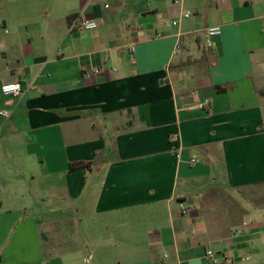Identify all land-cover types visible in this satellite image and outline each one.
Masks as SVG:
<instances>
[{
    "label": "crops",
    "instance_id": "0c3cea01",
    "mask_svg": "<svg viewBox=\"0 0 264 264\" xmlns=\"http://www.w3.org/2000/svg\"><path fill=\"white\" fill-rule=\"evenodd\" d=\"M15 82L0 264H264V0H0Z\"/></svg>",
    "mask_w": 264,
    "mask_h": 264
},
{
    "label": "built area",
    "instance_id": "2783aa9c",
    "mask_svg": "<svg viewBox=\"0 0 264 264\" xmlns=\"http://www.w3.org/2000/svg\"><path fill=\"white\" fill-rule=\"evenodd\" d=\"M173 4H180L184 0H170ZM190 13L188 11H185L181 14V18L187 19L190 17ZM172 25H175V22L171 23ZM72 26L78 30L81 31H91L96 28V23L94 21L85 20L83 18H80L79 16H74L72 19ZM220 34V30L218 27H207L204 29L203 37H204V45L207 48L213 47L212 38L217 37ZM57 54H59L57 52ZM98 70H93V73L96 74ZM20 93V83H9V84H3L0 86V94L5 96H16ZM207 101H203L201 104H199V107H205L207 106ZM3 113L0 111V116H2ZM191 163H195L194 160H190ZM180 214H185V208L182 204L178 203ZM246 227V222H242L241 225L231 231L232 236L240 235L244 228ZM207 255L210 254V252L206 253Z\"/></svg>",
    "mask_w": 264,
    "mask_h": 264
},
{
    "label": "rangeland",
    "instance_id": "374dc122",
    "mask_svg": "<svg viewBox=\"0 0 264 264\" xmlns=\"http://www.w3.org/2000/svg\"><path fill=\"white\" fill-rule=\"evenodd\" d=\"M235 195V199H238ZM250 199L243 200V204H246L250 207L251 210H257L264 216V184L256 189L254 192H250ZM248 202V203H246ZM257 206H256V205Z\"/></svg>",
    "mask_w": 264,
    "mask_h": 264
},
{
    "label": "trees",
    "instance_id": "16d2710c",
    "mask_svg": "<svg viewBox=\"0 0 264 264\" xmlns=\"http://www.w3.org/2000/svg\"><path fill=\"white\" fill-rule=\"evenodd\" d=\"M263 93H264V92H262V91H261V92H259V94H263Z\"/></svg>",
    "mask_w": 264,
    "mask_h": 264
}]
</instances>
